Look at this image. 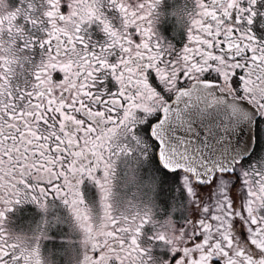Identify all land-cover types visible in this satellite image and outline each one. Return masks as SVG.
Returning a JSON list of instances; mask_svg holds the SVG:
<instances>
[{"label": "flooded vegetation", "instance_id": "obj_1", "mask_svg": "<svg viewBox=\"0 0 264 264\" xmlns=\"http://www.w3.org/2000/svg\"><path fill=\"white\" fill-rule=\"evenodd\" d=\"M0 7L12 13L0 17V264H47L48 243L60 246L52 241L75 249L76 264H148L160 246L150 235L156 224L136 206L127 217L121 177L155 159L151 125L198 82L257 112L252 152L219 176H232L236 189L226 242L232 237L239 253L264 264V0H0ZM241 166L251 195L237 179ZM47 205L51 219L67 213L65 233L32 247L18 242L20 214ZM230 264L250 263L236 255Z\"/></svg>", "mask_w": 264, "mask_h": 264}, {"label": "rangeland", "instance_id": "obj_2", "mask_svg": "<svg viewBox=\"0 0 264 264\" xmlns=\"http://www.w3.org/2000/svg\"><path fill=\"white\" fill-rule=\"evenodd\" d=\"M6 14L0 7V17L4 16L9 20L12 13L9 17ZM4 59L1 56L2 98L6 96L3 94L6 76ZM242 167L235 170L236 176L238 180L242 179L241 185L246 186L244 192L251 195L253 192L246 185L250 178L245 177L246 172ZM127 168L129 169L121 177V183L127 192L123 203L120 202L122 210L127 209L128 217L136 206L140 215L156 224L150 235L160 246L154 247L149 253L148 264H230L236 255L242 256L246 263L248 261L255 264L256 258L252 256L254 253H239L234 247V239L229 237L228 243L224 236L231 231L236 206V189L229 176L228 179L216 176L210 185L200 188L182 172H163L156 165L154 156L152 159L137 161ZM241 191L240 187L239 192ZM238 196L241 197V194ZM51 207L53 206L41 207L42 212L28 209L20 214V225L14 234L18 242L29 243L32 247L47 236L58 239V233H65L67 213L56 212L57 216H51V219L50 215L54 214L50 211ZM60 237L64 240L67 236ZM51 244L60 246L54 248L47 245V264H76L78 257L75 249L59 241L57 244L52 241Z\"/></svg>", "mask_w": 264, "mask_h": 264}, {"label": "water", "instance_id": "obj_3", "mask_svg": "<svg viewBox=\"0 0 264 264\" xmlns=\"http://www.w3.org/2000/svg\"><path fill=\"white\" fill-rule=\"evenodd\" d=\"M257 112L198 82L178 91L149 129L155 161L168 174L182 172L200 188L232 175L253 150Z\"/></svg>", "mask_w": 264, "mask_h": 264}, {"label": "trees", "instance_id": "obj_4", "mask_svg": "<svg viewBox=\"0 0 264 264\" xmlns=\"http://www.w3.org/2000/svg\"><path fill=\"white\" fill-rule=\"evenodd\" d=\"M224 177H226V179H228V176H224ZM229 178L232 179V180H234L232 176H229Z\"/></svg>", "mask_w": 264, "mask_h": 264}]
</instances>
